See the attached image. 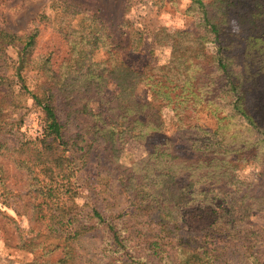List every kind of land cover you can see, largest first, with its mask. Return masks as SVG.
<instances>
[{"label":"trees","instance_id":"1","mask_svg":"<svg viewBox=\"0 0 264 264\" xmlns=\"http://www.w3.org/2000/svg\"><path fill=\"white\" fill-rule=\"evenodd\" d=\"M64 4L66 12L78 13L75 5ZM190 10L199 16L196 29L168 36L172 55L169 64L162 66L160 69L163 71L159 74H149V65L138 71L122 61L108 76L89 71L83 76L77 72L72 77L71 68L80 63V59L72 55L74 48L66 60L69 77L59 72L51 74L47 61L39 62L32 58L37 31L19 35L0 30V132L14 125L5 119V114L7 109L19 105L18 94L29 95L45 118V140L40 147L29 142L12 150L0 145V158L10 156L38 185L36 196L41 202L36 205V214L48 216L50 234L71 227L76 220L68 201L62 200L71 190V175L76 166L73 158L64 155L67 148L58 150L67 144L58 111L69 105L71 113H82L87 111L92 101L107 107L95 115L101 119L103 127H93L97 141L104 149L102 154L97 152L92 156V146H81L79 136L74 147L78 151L85 149L82 156L88 161L93 158L99 164L107 160L108 164H115L120 147L117 143L131 135L139 125L152 127V135L164 132V107L172 109L182 128L186 126L182 123L190 118L188 112L192 113L197 107L211 110L218 120L213 132L188 125L199 133L197 139L190 140L193 154L181 153L172 140L166 139L156 144L147 159L142 160L144 174L131 173V169L120 165L115 167L116 176L109 174L120 182V188L129 192L130 201L137 208L147 210L156 206L168 223L177 224L178 216L185 223L188 237H181L180 244L171 249L173 257L166 254L167 250L153 245L152 255L159 256L163 264H212L215 252L212 247L219 249L227 243L237 231V224L249 215L264 212V159L260 158L264 157V0H192ZM41 19L50 20L47 16ZM233 21L238 24V31L227 30ZM66 28H60L65 37L69 36ZM249 38L260 39L261 47L256 51L248 50ZM209 41L217 47L215 54L205 52L204 44ZM9 47L15 48L18 55L13 66L5 54ZM68 79L82 82L81 87L75 89V84ZM109 82H115L121 89L119 96L122 102L113 107L110 104L114 100H103ZM141 83L149 87L150 99L144 102L133 99L135 89ZM17 86L19 90L15 94ZM105 113L109 115L108 119L103 118ZM228 120L246 126L253 138L241 141L238 134L229 137ZM247 157L260 164L259 179L251 182L250 188L254 186L252 194L240 191L236 181V172ZM105 169L109 171V168ZM185 174L189 180L180 185L178 178ZM39 175L43 178L40 179ZM4 195L0 178V197ZM238 196L241 205H245V208L241 207V222L232 214L231 220L222 223L230 211L236 213L232 203ZM228 197L232 198L230 202L226 200ZM217 200L221 202L214 205ZM92 212L98 221L106 223L97 210ZM106 227L117 243L123 245L124 240L116 228L111 224ZM69 230L65 232L63 243L66 256L59 264H79L75 242L89 232L84 228ZM193 238L199 240L198 246L191 245Z\"/></svg>","mask_w":264,"mask_h":264},{"label":"rangeland","instance_id":"2","mask_svg":"<svg viewBox=\"0 0 264 264\" xmlns=\"http://www.w3.org/2000/svg\"><path fill=\"white\" fill-rule=\"evenodd\" d=\"M65 2L75 5V12L78 13L74 15L66 12ZM191 4L192 0H0V30L19 35L37 31L32 58L39 62L47 61L46 66L51 74L59 72L69 77L66 60L73 48L72 55L79 58L80 63L71 68L72 77L77 72L83 76L89 71H92L91 74L103 73L108 76L115 65L122 61L138 71L149 65V74H159L163 71L160 68L169 64L172 55V43L168 36L196 29L199 16L196 11H189ZM42 16L50 20L44 21ZM63 27H67L65 32L69 36L65 37L61 32L60 28ZM227 30L238 31L239 26L233 21ZM261 45L260 39L249 38L247 41V48L251 51H256ZM204 48L209 55L217 51L211 41L206 42ZM5 54L10 59V66H13V62L18 59L16 49L6 48ZM68 80L75 84V89L82 85L75 79ZM18 90L19 86L14 93L17 94ZM120 92L115 82H109L103 100H114L110 107L116 106L122 102ZM72 96L75 97V94ZM17 99L19 105L6 110L5 119L14 125L0 132V145L11 150L24 142L40 147L45 140L44 115L29 95L18 94ZM133 99L138 102L149 100V87L144 83L139 84ZM103 109L107 107L92 101L87 111L82 113H71L69 105L58 111L67 142L58 150L67 148L64 155L73 158L76 166L71 175V190L62 197V200L68 201L76 220L71 227H64L63 231L50 234L48 216L36 214V205L41 202L36 196L39 188L27 170L18 167L10 156L0 158V178L5 192L0 197V264H59L66 256L63 243L65 232L69 229L89 230L75 242L79 264H163L159 256L152 255V248L158 246L173 257L171 249L180 244L181 237L187 239L188 231L179 216L177 224L168 223L156 206L147 210L137 208L131 203L129 192L120 188V182L109 174H118L115 170L117 165L131 169V173L144 174L142 160L147 159L156 144L166 139L172 140L181 153L193 154L190 140L197 139L199 133L188 125L213 132L218 120L211 110L197 107L195 111L191 110L192 113L188 112L190 118L182 123L186 124L182 128L172 109L164 107V132L152 135V127L139 125L131 135L117 143L120 147L115 164H108V160L99 164L93 158L88 161L87 157H83L85 149L76 150L74 142L79 136L81 146H92V156L97 152L102 154L104 146L97 141L98 136L93 127H103L101 119L95 117ZM107 116L105 113L103 118L108 119ZM228 121L229 137L238 134V140L241 141L253 138L246 126ZM259 165L256 159L247 157L242 168L237 170L236 181L239 182L240 191L252 194L251 188L254 186H250L251 182L259 179ZM105 168H109V171ZM39 178L43 176L39 175ZM178 179L180 185H185L189 180L186 174ZM226 200L230 202L232 198ZM233 200L236 213L230 211L222 223L231 220L232 214L240 222L242 220L241 207L245 208V205H241L239 196ZM5 201L9 203L3 204ZM220 202L217 200L214 205ZM94 209L106 223H101L93 216ZM107 224L116 228L124 240L123 245L117 243ZM236 228L237 231L227 243H223L219 249L212 247L215 249L212 264H264V212L252 213ZM190 243L195 247L199 245V240L193 238Z\"/></svg>","mask_w":264,"mask_h":264}]
</instances>
